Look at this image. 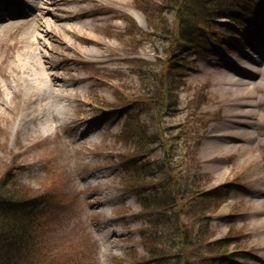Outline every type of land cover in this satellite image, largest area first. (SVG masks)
<instances>
[{
    "label": "rangeland",
    "instance_id": "374dc122",
    "mask_svg": "<svg viewBox=\"0 0 264 264\" xmlns=\"http://www.w3.org/2000/svg\"><path fill=\"white\" fill-rule=\"evenodd\" d=\"M36 2L55 24L46 34L36 31ZM0 7V176L11 175L7 188L48 195L41 246L64 248L78 264H146L139 237L146 216L134 190L164 180L167 172L151 170L147 182L146 172L134 174L125 164L133 156L153 167L165 160V147L172 164L189 151L204 189L231 183L228 199L210 213L214 239L236 238L228 264H264V56L261 66L254 65L261 73L250 99L257 105L250 131L262 134L261 140L235 141L228 150L205 148L209 131L229 127L223 116L231 99L218 88L230 71L228 60L264 53V28L253 37L251 30L238 32L235 41L215 27L220 41L211 43L209 59L200 60L179 41L146 38L155 15L141 12L134 0H0ZM163 17L171 26L173 14ZM128 19L139 30L128 33ZM36 64L55 84L48 81L31 94L19 77L26 78L21 68L38 73ZM173 65L182 78L172 92L177 102L162 111L159 86L142 75L157 77ZM136 98L148 108L130 105ZM136 117L152 140L142 149L120 136L136 127Z\"/></svg>",
    "mask_w": 264,
    "mask_h": 264
},
{
    "label": "trees",
    "instance_id": "16d2710c",
    "mask_svg": "<svg viewBox=\"0 0 264 264\" xmlns=\"http://www.w3.org/2000/svg\"><path fill=\"white\" fill-rule=\"evenodd\" d=\"M134 4L147 16L155 15L150 22L151 31L144 32L146 38L158 34L171 43L179 41L194 50L200 60L213 55L215 46L212 44L220 41L214 33L217 29L234 39L238 32L248 34L247 30L260 34L264 27V0H134ZM165 12L173 14L171 26L163 17ZM246 22L252 28L245 29ZM128 23V33L137 28L131 19ZM176 70L173 65L157 77L151 73L142 75L143 81L152 78L149 82L159 86L162 111L176 106L177 97L172 92L182 80L179 74L181 80L177 77ZM142 85L141 88L146 85L144 89L147 90V83L142 82ZM130 105L139 106L141 110L148 108L142 98L132 100ZM133 121V125L136 124L134 129L121 132L123 142L135 145L137 149L150 146L152 140L147 134V126L138 117ZM174 139L180 141L181 134ZM162 152L165 160L157 161L153 167L133 156L125 164L134 174L137 170L146 172L147 182L152 177L151 170L165 169L167 172L164 180L148 183L146 187L140 184L134 190L136 202L146 216L139 236L143 261L146 264H228L234 257L231 247L236 238L214 239L210 213L217 211L228 199L233 190L231 183L204 189L196 161L187 156L189 151L186 155H179L178 164L169 162L172 157L168 149L164 147ZM10 178L7 172L0 176V264H78L64 248L40 245L38 234L46 228L43 217L50 200L48 195H30L22 192L20 187L7 188L5 185ZM146 223L150 225L149 230L145 228Z\"/></svg>",
    "mask_w": 264,
    "mask_h": 264
},
{
    "label": "bare ground",
    "instance_id": "6f19581e",
    "mask_svg": "<svg viewBox=\"0 0 264 264\" xmlns=\"http://www.w3.org/2000/svg\"><path fill=\"white\" fill-rule=\"evenodd\" d=\"M13 1V0H10ZM40 2H36V12L33 17L36 22V31L40 30L43 33H48L47 30L52 29L55 25L51 21H48L41 13ZM60 20V19H58ZM67 31H72L73 27L65 28ZM35 41H39L38 34L34 37ZM264 53H258V58L251 56L250 54H242V56L235 62L228 60L231 67L230 71L225 73L222 79L218 82V88L223 97L231 99V104L228 110L224 111V116L229 122L228 128L215 127L208 133V139L205 144V148L208 151L217 150L226 147V150L231 147L235 141H241L244 143L256 142L261 140L262 134L256 132L252 133L250 129H254L250 120L253 119L257 113L256 107L250 99L254 95L255 89L259 88L258 84H255L256 75L260 74V69H256L254 65L261 66ZM34 67L38 73L34 72V75L27 71V68H21L22 72H25L26 78L19 77V81L23 80L24 88H27L29 93L33 94L40 90H44L47 82L52 85L55 81L49 80L46 72L43 68L36 64ZM54 82V83H52ZM57 82V81H56ZM18 85H16L15 93L19 95ZM15 94L17 97L18 95ZM230 126H233L230 128ZM263 141V140H262Z\"/></svg>",
    "mask_w": 264,
    "mask_h": 264
}]
</instances>
